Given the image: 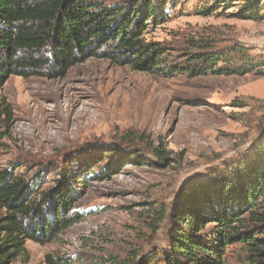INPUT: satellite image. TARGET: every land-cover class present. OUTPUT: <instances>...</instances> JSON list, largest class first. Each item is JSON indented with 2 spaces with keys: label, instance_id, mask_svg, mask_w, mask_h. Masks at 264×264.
Listing matches in <instances>:
<instances>
[{
  "label": "rangeland",
  "instance_id": "obj_1",
  "mask_svg": "<svg viewBox=\"0 0 264 264\" xmlns=\"http://www.w3.org/2000/svg\"><path fill=\"white\" fill-rule=\"evenodd\" d=\"M259 2L260 17L252 19L238 15L247 0H169L168 19L146 33L180 55L205 47L237 58L233 50L242 47L256 57V68L247 73L160 76L90 57L57 79L9 77L1 93L13 119L9 126L0 123L7 133L0 140V166L51 163L83 176L74 209L80 220L46 243L28 240L12 264H48V255L71 264H135L167 244L169 221L158 223L150 203L172 207L190 179L245 158L264 134V0ZM208 4L212 12L200 13ZM127 136L135 141L125 142ZM152 144L171 152L169 162L138 150ZM50 170L47 181L56 175ZM110 255L116 263L105 262ZM226 256L228 264L249 262L239 243Z\"/></svg>",
  "mask_w": 264,
  "mask_h": 264
},
{
  "label": "trees",
  "instance_id": "obj_2",
  "mask_svg": "<svg viewBox=\"0 0 264 264\" xmlns=\"http://www.w3.org/2000/svg\"><path fill=\"white\" fill-rule=\"evenodd\" d=\"M168 4L169 0L112 4L0 0V123L9 126L13 119L11 104L1 93L11 75L57 79L90 57L160 76L184 71L247 73L256 68V57L242 47L233 50L237 58L205 47L180 55L147 39L150 26L168 19ZM259 8V0H247L238 15L257 19ZM211 12L209 4L200 7L202 14ZM6 134L0 131V140ZM123 140L135 141L130 136ZM138 150L150 153L156 162H169L171 152L163 144ZM22 166V162L0 166V264H12L23 255L28 240L51 241L81 218L74 210L81 196V173L61 172L51 163ZM48 168L56 172L50 181L45 180ZM149 210L158 223L168 219V241L151 248L135 264H228L226 251L237 243L247 249V264H264V134L245 158L190 179L172 207L150 203ZM117 259L110 255L105 262ZM47 262L71 264L50 255Z\"/></svg>",
  "mask_w": 264,
  "mask_h": 264
}]
</instances>
